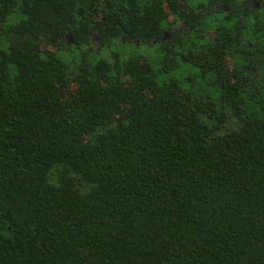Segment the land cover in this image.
<instances>
[{
	"label": "trees",
	"instance_id": "trees-1",
	"mask_svg": "<svg viewBox=\"0 0 264 264\" xmlns=\"http://www.w3.org/2000/svg\"><path fill=\"white\" fill-rule=\"evenodd\" d=\"M260 3L0 0V264H264Z\"/></svg>",
	"mask_w": 264,
	"mask_h": 264
},
{
	"label": "rangeland",
	"instance_id": "rangeland-1",
	"mask_svg": "<svg viewBox=\"0 0 264 264\" xmlns=\"http://www.w3.org/2000/svg\"><path fill=\"white\" fill-rule=\"evenodd\" d=\"M256 1H258V0H256ZM177 26L181 27V23H179ZM94 40L97 41V38H95ZM88 48H90V47L88 46ZM129 50H130V52H132V51L135 50V49H134L132 46H127V47H125V54H126V53H129ZM142 50H143L145 53H148V54H149V58H150V60L153 59V56H154L153 51H151L147 46H144V47L142 48ZM103 53H104L105 55H106V54H107V55L109 54L108 51H107V52L103 51ZM60 54H61V56H63V57L66 58V59H68V57H69L68 52L65 51V50H61V51H60Z\"/></svg>",
	"mask_w": 264,
	"mask_h": 264
},
{
	"label": "flooded vegetation",
	"instance_id": "flooded-vegetation-1",
	"mask_svg": "<svg viewBox=\"0 0 264 264\" xmlns=\"http://www.w3.org/2000/svg\"><path fill=\"white\" fill-rule=\"evenodd\" d=\"M253 3H256L258 6H261L260 0L256 2V0H251Z\"/></svg>",
	"mask_w": 264,
	"mask_h": 264
},
{
	"label": "water",
	"instance_id": "water-1",
	"mask_svg": "<svg viewBox=\"0 0 264 264\" xmlns=\"http://www.w3.org/2000/svg\"><path fill=\"white\" fill-rule=\"evenodd\" d=\"M257 2V1H256Z\"/></svg>",
	"mask_w": 264,
	"mask_h": 264
}]
</instances>
